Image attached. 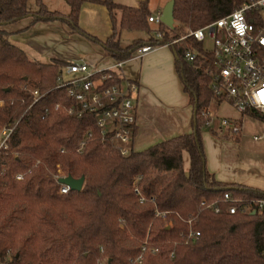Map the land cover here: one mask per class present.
<instances>
[{
	"label": "trees",
	"instance_id": "obj_1",
	"mask_svg": "<svg viewBox=\"0 0 264 264\" xmlns=\"http://www.w3.org/2000/svg\"><path fill=\"white\" fill-rule=\"evenodd\" d=\"M65 1L71 6L68 15L51 11L43 0H37V11L29 9V0H0V128L16 124L0 163V259L10 264H139L143 255L141 264H264V210L229 215L225 204H219L221 214L202 206L227 192L246 200H264V192L218 182L207 168L202 131L217 99L207 74L213 60L201 44L191 40L205 55L194 64L185 61V46L169 45L194 107L193 131L123 156L101 138L95 114L77 118L56 109L74 103L58 87L68 62L32 60L5 29L28 17L33 23L60 20L101 43L116 61H125L142 46L166 45L227 16L244 0H175L174 28L163 22L158 28L163 39L154 35L126 47L121 44L123 30L151 29L149 0L138 7L114 0ZM87 1L101 2L110 11L113 34L106 41L79 26ZM88 131L93 138L79 154L78 144ZM184 152L191 161L188 173ZM19 174L25 175L22 181L16 179ZM61 175L85 178L82 191L62 194L56 180ZM138 187L144 203L134 194ZM191 231L200 237L186 244Z\"/></svg>",
	"mask_w": 264,
	"mask_h": 264
},
{
	"label": "crops",
	"instance_id": "obj_2",
	"mask_svg": "<svg viewBox=\"0 0 264 264\" xmlns=\"http://www.w3.org/2000/svg\"><path fill=\"white\" fill-rule=\"evenodd\" d=\"M114 1L138 7L141 0ZM43 2L51 11L65 15L71 12L67 2ZM166 2L158 9L159 13L164 10ZM79 26L101 41H106L113 34L110 11L106 5L97 1H87L82 5ZM150 27L157 30L159 25L150 22ZM5 29L10 33L11 42L21 47L35 61L48 63L60 60L69 63L83 58L101 67H112L118 62L106 53L101 43L72 30L68 23L60 20L33 23V19L28 17L7 25ZM124 31L127 30L122 31L121 39ZM77 43L84 46L83 52L76 53L73 50ZM121 44L128 46L122 40ZM41 55H48L45 57L47 61H40ZM176 60L173 48L162 45L141 57L133 55L123 61L121 68H117L122 76L139 85L136 96L137 124L131 144L134 151L146 150L157 143L193 131L194 107L184 89ZM209 115L215 118H240L242 123L239 140L232 138L233 134L228 130L220 129L218 124H214L213 130L219 132V135L206 128L204 141L209 172L218 182L264 192V137L256 138L264 136V121L251 115L241 116L229 102L218 100L212 101ZM183 160L184 170L188 173L191 164L188 152H184Z\"/></svg>",
	"mask_w": 264,
	"mask_h": 264
},
{
	"label": "built area",
	"instance_id": "obj_3",
	"mask_svg": "<svg viewBox=\"0 0 264 264\" xmlns=\"http://www.w3.org/2000/svg\"><path fill=\"white\" fill-rule=\"evenodd\" d=\"M160 17L161 13L151 15L149 21L160 25ZM155 37L163 39L162 32L157 29ZM188 38L201 44L203 50L212 57L213 63L207 69V74L210 76L214 97L221 102H229L241 116L251 115L264 121V0H244L227 16L193 30L189 35L177 38L167 45L177 44ZM207 40L212 43L211 50L205 48ZM155 48L157 46L145 45L137 49L134 55L141 57ZM200 55L205 56L198 49L185 47L184 59L188 63L194 64ZM122 65L123 61L116 62L112 67H101L83 58L72 60L64 67L58 79V87L65 88L74 103L69 107L57 105L56 109L77 118L85 114H95L101 138L108 140L123 156H128L133 150L131 144L137 124L136 96L139 85L122 76L117 70ZM116 72H119L121 81H116ZM33 94L37 102L40 97L39 90H33ZM3 104L4 101L0 100V107ZM214 124L232 134H239L242 129L240 118H215L209 115L206 128L213 129ZM15 127L16 124H7L0 128V163L4 152L9 148ZM262 137L264 136H256ZM92 138L93 132L88 131L78 144L79 154ZM24 176L19 174L16 179L22 181ZM65 178L67 177L64 175L56 176L62 194L71 191L70 186L60 183ZM134 194L142 203L146 201L139 187L134 189ZM151 201L155 202L156 198L152 197ZM219 204H225L226 213L229 215L264 210V200H246L234 197L229 192L215 203L208 204L204 201L202 206L204 209H212L215 214H221ZM189 224L192 225L193 220ZM198 237L199 232L191 231L185 242L189 244ZM143 251H146V247ZM157 252L158 250H153V254ZM143 260L142 255L136 262L141 264ZM0 264L10 263L0 259Z\"/></svg>",
	"mask_w": 264,
	"mask_h": 264
},
{
	"label": "rangeland",
	"instance_id": "obj_4",
	"mask_svg": "<svg viewBox=\"0 0 264 264\" xmlns=\"http://www.w3.org/2000/svg\"><path fill=\"white\" fill-rule=\"evenodd\" d=\"M167 0H150V2H149V9H150V11H151V13L154 15V16H156L158 13H159V11H158V9L160 8H162L163 6H164V3L166 2ZM54 2L55 3H63V4H67L66 3V1L65 0H54ZM169 2V1H168ZM168 2H166V4L168 3ZM56 5V4H55ZM28 7H29V9L31 10V11H37L38 9H39V7H38V3H37V0H29V2H28ZM116 13H117V15H118V17H120L121 16V11L120 10H116ZM118 20H119V18H118ZM155 31L156 30H153L152 28L151 29H149V30H132V31H129V30H127V31H124V33H123V36H122V43L124 44V45H129V44H131V43H133V41L135 40V39H139V38H145V39H149L151 36H154L155 35ZM191 31H189L188 33H185V34H183L182 33V35L180 36V38L181 37H185V36H187V35H189V33H190ZM189 39V42H187V40ZM188 39H186V40H184V41H182V42H179V43H177L179 46L181 45H183V46H185V47H190V48H195V49H197L196 47H195V45H193V41H191L192 39L191 38H188ZM173 41V40H172ZM171 41V42H172ZM170 42H168L167 44H169ZM166 44V45H167ZM205 48H207L208 50H211V48H212V43L209 41V40H207L206 42H205ZM73 50L76 52V53H80V52H83V50H84V46L81 44V43H77V44H75L74 46H73ZM42 57H44V58H42ZM45 57H49L48 55H41L40 57H39V59H40V61H47V60H45L46 58ZM203 139H204V135H205V133H207V129H206V127H204V129H203ZM204 143H205V141H204ZM206 148V147H205ZM103 262H106V261H103Z\"/></svg>",
	"mask_w": 264,
	"mask_h": 264
},
{
	"label": "water",
	"instance_id": "obj_5",
	"mask_svg": "<svg viewBox=\"0 0 264 264\" xmlns=\"http://www.w3.org/2000/svg\"><path fill=\"white\" fill-rule=\"evenodd\" d=\"M174 9H175V0H170L164 10L161 13V21L168 26L169 28H174L175 17H174ZM60 183L70 186L72 191L80 192L83 189L85 178H81L79 180L73 179L72 177H67L62 179ZM256 212H253L252 215H255Z\"/></svg>",
	"mask_w": 264,
	"mask_h": 264
},
{
	"label": "snow or ice",
	"instance_id": "obj_6",
	"mask_svg": "<svg viewBox=\"0 0 264 264\" xmlns=\"http://www.w3.org/2000/svg\"><path fill=\"white\" fill-rule=\"evenodd\" d=\"M262 95H264V94H262Z\"/></svg>",
	"mask_w": 264,
	"mask_h": 264
}]
</instances>
